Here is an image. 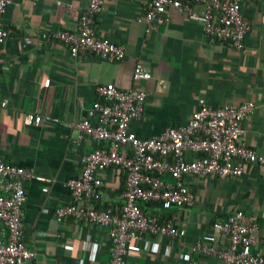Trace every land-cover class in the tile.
<instances>
[{
    "label": "crops",
    "instance_id": "crops-1",
    "mask_svg": "<svg viewBox=\"0 0 264 264\" xmlns=\"http://www.w3.org/2000/svg\"><path fill=\"white\" fill-rule=\"evenodd\" d=\"M149 1L106 0L95 16L96 35L124 47L119 61L73 57L68 45L53 37L59 30L76 31L89 0H13L6 7L3 24L11 33L0 44V100L6 102L0 106V161L34 175L25 181L23 241L35 252L26 264H109L107 226L55 218V210L72 201L67 181L80 174L82 158L102 144L78 128L84 119L99 121L92 104L100 85L146 92L141 115L130 123L141 138L185 124L199 99L212 106L252 101L255 107L241 121L240 140L264 151V0H240V12L250 25L242 49L206 35L204 6L194 1H188L190 14L169 8V21L146 32L143 15ZM136 64L150 78L135 80ZM28 113L42 118L25 125ZM243 166L238 177L185 176L194 196L191 206L165 210L158 203H142L150 219L172 218L186 233L143 234L130 241L124 264H215L216 255L203 254L195 245L208 233L217 249L224 248L225 236L212 224L238 210L258 225L257 237H264V166ZM97 174L102 183L92 205L117 211L123 204L125 171L105 167ZM251 251L264 252L260 241Z\"/></svg>",
    "mask_w": 264,
    "mask_h": 264
},
{
    "label": "built area",
    "instance_id": "built-area-1",
    "mask_svg": "<svg viewBox=\"0 0 264 264\" xmlns=\"http://www.w3.org/2000/svg\"><path fill=\"white\" fill-rule=\"evenodd\" d=\"M105 1L89 0L78 16L76 31L54 33V39L68 45L71 56L88 54L107 61H119L124 57L122 45L95 33V16L102 11ZM188 1L204 6L201 27L206 35L224 39L236 49L243 48L250 25L240 12V0H150L143 15L146 32L169 21V8L190 14ZM12 2L0 0V44L11 33V29L3 24V15ZM150 76L143 65H135V80ZM96 94L92 109L98 114L99 121L93 123L84 119L78 128L81 135H91L102 144L82 158L80 174L67 181L72 201L58 207L55 218L62 221L73 217L107 226L111 243L109 264H124L130 241L143 234L185 235L186 229L172 218L164 222L150 219L143 212L142 203H158L165 210L188 207L193 204L194 196L183 181L185 176L238 177L244 171V163L264 166V151L240 140L241 121L253 112L252 101L212 106L199 99L198 108L185 124L166 127L158 135L141 138L130 129V123L142 113L146 99L144 90L120 89L108 83L98 86ZM5 105V100H0V106ZM41 118L28 113L24 122L30 126ZM44 118L49 119L48 116ZM188 154L194 156L188 159ZM105 167L125 171L123 204L117 211L92 205L99 198L98 187L102 183L98 170ZM33 177L24 167L0 161V264H26L35 255L23 241L22 223L27 197L25 181ZM212 228L225 236L226 246L217 249L213 245L214 235L207 233L197 241L195 249L216 255L215 264H264V252L251 251L256 241L264 248V237H257L258 225L242 211L215 220Z\"/></svg>",
    "mask_w": 264,
    "mask_h": 264
}]
</instances>
